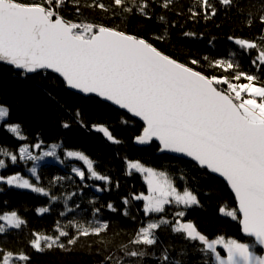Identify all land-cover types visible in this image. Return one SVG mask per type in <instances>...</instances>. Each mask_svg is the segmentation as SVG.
Returning a JSON list of instances; mask_svg holds the SVG:
<instances>
[{"label": "snow or ice", "instance_id": "6c2138e0", "mask_svg": "<svg viewBox=\"0 0 264 264\" xmlns=\"http://www.w3.org/2000/svg\"><path fill=\"white\" fill-rule=\"evenodd\" d=\"M68 2L77 6L79 16V0H0V63L19 70L25 77L51 70L62 77L66 88L95 94L139 117L143 127L134 137L135 143L148 145L156 140L160 152L191 158L194 167L207 172L203 182L210 190L200 193L199 178L185 177L182 173L180 179L185 180V186L181 191L167 172L147 167L140 160H128L129 174L132 170L143 173L148 184V195L134 197L144 201V213H164L165 206L170 204L178 210L173 220L159 218L141 226L128 244L121 246L119 255H106L101 264H144L142 258L149 255L155 258L156 264H189L185 251L173 255L159 240L156 230L165 225L192 243L204 257L201 264H264V85L254 83L264 75V34L258 41L229 37L239 46L241 58L257 50L250 60L254 72L242 71L239 60L219 59L210 61L209 67L231 70V78L206 75L193 67L199 65L198 60L192 59L187 64L179 62L151 42L153 39L163 41L167 37L166 27L161 34L145 38L119 27L73 21L61 14ZM177 3L178 0H111V4H105L102 0H91L87 6L119 16L122 21L138 16L141 27L148 29L147 22L156 15L155 7L170 11ZM217 5L227 11L235 9L248 27L254 22L264 25V0H248L247 3L245 0H191L187 11L192 19L202 16L209 20L217 15ZM253 7H256V15L250 10ZM156 18L161 24L168 23L165 15ZM236 55L232 53L233 57ZM241 80L245 82L240 83ZM47 95L55 100L51 93ZM10 113L8 106L0 104V124L20 141H27L20 123L7 122ZM70 115L76 124L88 129L80 109ZM121 123L129 121L121 120ZM61 127L69 129L72 123L63 121ZM91 130L102 133L111 143H122L103 123H93ZM42 145L43 141L34 145L25 142L18 151L0 145V170L9 167L6 160L11 164L32 161L33 167L28 172L39 180L38 162L45 157L58 159L56 150L61 147L52 144L51 150L34 155L32 149H41ZM64 151L67 157L83 161L91 178L111 184L110 177L97 172L94 161L83 152ZM71 171L81 181L85 179L84 170L72 166ZM214 174L227 182L237 202L236 207L223 204L218 209L219 214L238 221L246 238L243 241L224 234L210 238L192 220H184L190 209L204 207L198 193L212 198L216 191ZM61 179L64 178L56 177V180ZM0 183L50 195L20 173L0 175ZM57 199L59 197L52 196L53 201ZM129 203L126 198L124 204ZM107 207L117 211L112 204ZM38 211L47 213L49 208ZM95 211L98 213L99 208ZM124 215H129L127 209ZM26 223L17 211H0V235H9L11 229H21ZM108 227V223L99 220L87 225L76 223V235H70L58 225L56 235L33 233L29 246L37 253L54 248L69 251V245H75L80 236H98ZM61 238H67L66 242ZM152 248L156 251L150 252ZM0 264H32V260L25 251L10 250L0 244Z\"/></svg>", "mask_w": 264, "mask_h": 264}, {"label": "trees", "instance_id": "16d2710c", "mask_svg": "<svg viewBox=\"0 0 264 264\" xmlns=\"http://www.w3.org/2000/svg\"><path fill=\"white\" fill-rule=\"evenodd\" d=\"M102 2L111 4V0H102ZM245 2L247 3L248 0ZM90 3L91 0H79L78 16L77 6L68 2L61 9V14L73 21L84 20L119 27L120 30L145 38L161 34L166 27L167 37L163 41L153 39L151 42L165 54L182 63L187 64L192 59L198 60L199 65L193 67L206 75H227L231 78V70L223 71L220 68L209 67L210 61L219 59L239 60L242 71L249 73L255 71L250 60L257 54V50H251V56L244 55L241 58L239 55L241 50L234 43V39L258 41L264 34V25L254 22L251 27L246 26V23L236 15L235 9L227 11L217 5V15L212 19L205 20L202 16L192 19L187 11L191 0H178L176 7L170 11L154 6L156 15L152 21L147 22L149 28L144 29L141 27L138 16L122 21L119 16L113 17L98 8L88 7ZM250 10L256 15V7ZM245 11L249 9L245 8ZM159 15L166 16L168 20L166 25L157 21L156 17ZM185 33L195 35L187 36L184 35ZM229 37L234 39L230 40ZM232 53L237 55L233 57ZM204 57L209 59L205 60ZM244 82V80L240 81V83ZM254 83L264 85V75H261L260 80ZM47 93H51L55 100ZM0 104L11 109L7 122L20 123L23 134L28 138L27 141H20L6 131L3 124H0V145L17 151L18 147L25 142L34 145L43 141L42 148L51 143L61 142V154L64 150L83 152L94 161V169L97 172L111 179V184L95 180L84 169L85 179L81 181L71 171L73 162H66L65 165L50 163L42 165L38 171L39 180L31 174L26 175L37 186L49 192V196L30 189H19L0 183V189H3L0 191V202H7L0 203V211H17L27 222L21 229H11L9 235H0V244L10 250L25 251L31 256L32 264H101L106 255H119L121 246L128 244L134 237V233L144 226L146 218L149 217L143 211L144 201L134 199L137 195L149 194L147 181L143 173L132 170L129 174L128 160H140L147 167L167 172L181 191L185 186V180L180 179L182 173L185 177L199 178L198 184L202 185L200 193L210 191L203 182L207 177L204 169L194 167L195 164L190 161L160 154L156 143H152L150 147H136L133 141L134 137L140 134L142 123L97 97H85L70 91L59 77L50 72L25 77L10 66L0 64ZM76 109L81 110L88 129L72 120L70 113ZM121 120H127L129 123L123 124ZM63 121H69L72 127L69 129L61 127ZM93 123H103L108 126L122 143H111L102 133L91 130ZM6 163L9 167L0 170V175L24 173V169L29 167V164L24 161L11 164L6 160ZM56 177L64 179L56 180ZM213 183L216 191L212 198L209 199L198 193V198L204 207L190 209L184 220H192L210 238L224 234L227 237L245 240L246 238L241 235L238 221L223 217L218 211L223 204L236 207L234 195L221 179L213 176ZM98 188L106 190L98 191ZM72 193L76 194L72 195ZM52 196L59 199L53 201ZM216 196L220 199H216ZM126 198L130 201L129 204H124ZM108 204H112L117 211L114 212L108 208ZM169 206L171 205L165 207L164 213H159L168 220L173 218L171 208H176L175 205ZM40 208H49V211L41 214L38 211ZM96 208H99L98 213L95 211ZM125 209L129 212L127 216L124 215ZM96 220L108 223V229L98 236H80L75 245H69V251L54 248L51 251L37 253L29 246L33 233L56 235L59 225L70 235H76V223L87 225ZM156 231L159 240L168 247L171 254L176 255L183 250L187 254L185 259L189 264H201L204 259L202 254L193 247L192 243L170 231V226H162ZM61 239L65 242L67 240V238ZM149 251H156V249L152 248ZM142 259L144 264H156L155 258L151 255Z\"/></svg>", "mask_w": 264, "mask_h": 264}, {"label": "rangeland", "instance_id": "374dc122", "mask_svg": "<svg viewBox=\"0 0 264 264\" xmlns=\"http://www.w3.org/2000/svg\"><path fill=\"white\" fill-rule=\"evenodd\" d=\"M180 62V61H179ZM257 86H261V85H258L257 84ZM52 144H59V145H61V142H55V143H51V144H49V145H47L46 147H44V148H41V149H35V148H33L32 149V151H33V154L35 155V154H39V155H42V153H43V151H49V150H51V145ZM157 144V143H156ZM159 146V145H158ZM61 148V147H60ZM60 148H58L56 151H57V156H58V159H57V157H45L42 161H40V162H38V171H39V169H40V167L42 166V165H45V164H61V165H65L66 164V162H73V166H75V167H77V168H80V169H82V170H84V169H86L87 170V165L83 162V161H80V160H78V159H76V158H69V157H67L66 156V154H65V151H64V153L63 154H61L60 153ZM172 157V156H171ZM175 158V157H174ZM176 159H180V158H176ZM64 161V163H60V161ZM183 160V159H182ZM186 161H189V160H186ZM190 162H192V163H194L195 164V162L194 161H190ZM27 164H29V167L27 168V169H29V168H31V167H33V164H34V162H32V161H27L26 162ZM30 173V172H29ZM31 174V173H30ZM214 176V175H213ZM216 177V176H215ZM218 178V177H217ZM220 179V178H219ZM222 180V179H221ZM223 181V180H222ZM225 182V181H224ZM226 183V182H225ZM227 184V183H226ZM228 186V185H227ZM232 193V192H231ZM233 194V193H232ZM237 203V202H236ZM171 206H169V207H172V206H174V204H170ZM166 206H168V205H166ZM165 206V207H166ZM181 207H183V206H181ZM178 209L177 208H175V209H172L171 208V211H172V213H173V218H174V213H175V211H177ZM149 217L148 218H146V221H145V223H144V226H146V224L150 221V220H158L159 218H164V217H162V215H159V213H151V214H147ZM172 218V219H173ZM164 219H166V218H164ZM172 219H169V220H172ZM222 254H223V252H222Z\"/></svg>", "mask_w": 264, "mask_h": 264}, {"label": "water", "instance_id": "95a60500", "mask_svg": "<svg viewBox=\"0 0 264 264\" xmlns=\"http://www.w3.org/2000/svg\"><path fill=\"white\" fill-rule=\"evenodd\" d=\"M166 55H167V54H166ZM0 64L4 65L3 63H0ZM16 71H19V70H16ZM48 71H51V70H48ZM70 91L75 92V93L80 94V95H83V96H85V97H89V96L97 97L95 94H83V93H80L78 90H72V89H70ZM97 98H99L101 101H104V102H106V103L112 105V106L115 107L116 109H120L118 106L112 104V103L109 102V101H105V100H103V99L100 98V97H97ZM121 110L124 111V113H126L127 115H129V116L132 117L133 119H136L137 121H139L140 123H142V125H143V121H142L139 117H135V116H133L131 113H128V112H127L126 110H124V109H121ZM133 143H134V145H135L136 147H139V148L150 147V146L152 145V143H157V144L159 145V141H156V140H153V141H152L150 144H148V145H139V144L135 143V141H133ZM159 153L162 154V155H169V156H172V157H175V158H180V159H183V160H189V161H192L191 158L186 157V156H184V155H182V154H176V153H171V152H160V151H159ZM214 176H216V177L222 179L223 181H225L222 177H219L218 174H214ZM225 182H226V181H225ZM226 183H227V182H226ZM228 187H229V186H228ZM229 189H230V187H229ZM230 191H231V189H230ZM231 192H232V191H231ZM232 193H233V192H232ZM233 195H234V193H233ZM234 197H235V196H234ZM242 235H243V234H242ZM243 236H244V235H243Z\"/></svg>", "mask_w": 264, "mask_h": 264}, {"label": "bare ground", "instance_id": "6f19581e", "mask_svg": "<svg viewBox=\"0 0 264 264\" xmlns=\"http://www.w3.org/2000/svg\"><path fill=\"white\" fill-rule=\"evenodd\" d=\"M47 72H50V73H52V74H54L55 76H57V77H59L61 80H62V77H60L59 76V74H57V73H53L52 71H47ZM30 75H33V74H29L28 76H30ZM69 89V88H68ZM70 90V89H69ZM118 110H120V111H122L121 109H118ZM122 112H124V111H122ZM19 148V147H18ZM17 151H18V149H17ZM21 175H23L25 178H27L28 179V176H26L27 174H30L29 172H28V169L27 168H25L24 169V173H20ZM14 187V186H13ZM241 235H242V233H241ZM243 236V235H242ZM244 238H245V236H243Z\"/></svg>", "mask_w": 264, "mask_h": 264}]
</instances>
